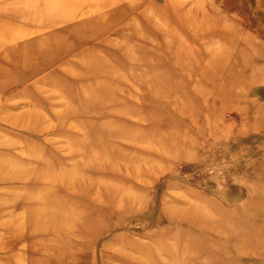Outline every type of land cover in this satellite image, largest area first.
Listing matches in <instances>:
<instances>
[{"label":"rangeland","instance_id":"rangeland-1","mask_svg":"<svg viewBox=\"0 0 264 264\" xmlns=\"http://www.w3.org/2000/svg\"><path fill=\"white\" fill-rule=\"evenodd\" d=\"M264 264V0H0V264Z\"/></svg>","mask_w":264,"mask_h":264},{"label":"crops","instance_id":"crops-1","mask_svg":"<svg viewBox=\"0 0 264 264\" xmlns=\"http://www.w3.org/2000/svg\"><path fill=\"white\" fill-rule=\"evenodd\" d=\"M65 242L69 243L70 245H72V249L74 254H72L71 252L70 255L72 256V263L73 264H79V259H78V254H79V247H78V236L75 238V239H71V238H68L66 237L65 238Z\"/></svg>","mask_w":264,"mask_h":264}]
</instances>
